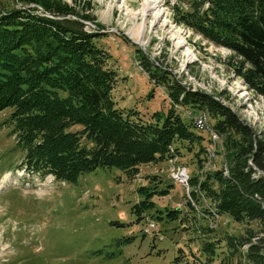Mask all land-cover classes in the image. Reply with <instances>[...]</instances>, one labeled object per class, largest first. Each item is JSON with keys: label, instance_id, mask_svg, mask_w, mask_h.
<instances>
[{"label": "rangeland", "instance_id": "374dc122", "mask_svg": "<svg viewBox=\"0 0 264 264\" xmlns=\"http://www.w3.org/2000/svg\"><path fill=\"white\" fill-rule=\"evenodd\" d=\"M60 1L88 16L67 18L79 20L88 33H98L94 43L105 51L106 64L115 73L112 98L116 106L151 122L163 118L172 106L191 130L202 134L205 154L197 155V145L189 147L182 141L176 144L178 152L140 164L134 174L98 167L80 174L76 182H63L22 166L25 151L7 122L12 109L0 111V264H179L174 262L177 254L186 264H252L245 256L247 247L233 248L228 241L247 236V228L257 229V224L219 214L200 190L208 171L221 170L229 176L227 133L215 128L208 110L173 102L166 82L149 79L141 61L144 57L159 67L170 82L210 96L242 128L264 136V95L249 86L243 70H237L240 58L231 48L176 23V0H157L154 9L147 8V0ZM30 6L56 18L34 3L0 0V11ZM180 7L190 9L188 3ZM201 112L204 125L215 136L208 143V133L190 124V117ZM81 143L91 145L84 137ZM180 168L186 175L185 189L171 178ZM192 177L197 179L194 184ZM146 184L169 190L152 197L160 212L149 210L138 218L131 207L140 198L137 188ZM170 208H178L176 219L166 216ZM150 223L154 226L149 227ZM127 237L132 238L125 241ZM204 241L214 243V254L202 251ZM178 247L182 251L177 252Z\"/></svg>", "mask_w": 264, "mask_h": 264}, {"label": "trees", "instance_id": "16d2710c", "mask_svg": "<svg viewBox=\"0 0 264 264\" xmlns=\"http://www.w3.org/2000/svg\"><path fill=\"white\" fill-rule=\"evenodd\" d=\"M19 1L37 4L56 17L42 15L34 6L0 11V111L12 109L7 122L25 151L22 166L29 172L64 182H76L80 174L98 167H116L130 175L140 164L178 152L176 144L182 141L197 145V155L205 154L202 134L191 130L172 106L155 122L116 106L115 73L106 64L105 51L94 43L98 33H88L79 20L66 17L87 15L60 0ZM182 3L190 9L183 10ZM173 11L176 23L231 48L240 58L237 70H243L249 86L264 95V0H176ZM141 58L149 79L166 82L173 102L208 110L215 128L227 133L229 176L208 171L200 190L219 214L257 224V229L247 228V236L229 238L228 245L243 244L248 261L264 264V136L242 128L210 96L186 90L175 80L171 83L164 71ZM74 125L82 128L71 130ZM82 137L91 145L82 144ZM196 180L192 177L191 183ZM168 190L139 186L140 198L132 211L138 218L149 210L160 212L152 197ZM176 209H167L168 219H176ZM202 251L214 254V243L204 241ZM174 262L186 264L178 254Z\"/></svg>", "mask_w": 264, "mask_h": 264}, {"label": "built area", "instance_id": "2783aa9c", "mask_svg": "<svg viewBox=\"0 0 264 264\" xmlns=\"http://www.w3.org/2000/svg\"><path fill=\"white\" fill-rule=\"evenodd\" d=\"M191 116V115H190ZM191 123L195 124L196 126H198L201 130L206 131L208 133L209 139L211 140L212 138H214V136H211L208 130V125H203V112L201 113H197L194 117H190ZM172 148L173 146L170 145ZM174 149V148H173ZM185 166H182L181 168L183 169ZM181 168L176 172V174H172L171 178L179 181V183H181V185L184 187L185 189V179H186V175H184V171H181ZM154 224L150 223L149 227H153ZM148 229H146L147 231Z\"/></svg>", "mask_w": 264, "mask_h": 264}, {"label": "bare ground", "instance_id": "6f19581e", "mask_svg": "<svg viewBox=\"0 0 264 264\" xmlns=\"http://www.w3.org/2000/svg\"><path fill=\"white\" fill-rule=\"evenodd\" d=\"M147 8L148 9H154V8H157V0H147ZM141 27H140V29H138V31H137V36H138V39L140 38V35H141ZM203 125H204V114H203ZM195 127H197L198 129H200L198 126H196L195 125ZM208 130H209V125H208ZM212 132H213V130H212ZM209 133H210V135H211V132H210V130H209ZM214 134V133H213ZM212 136V135H211ZM215 137V136H214ZM211 141H212V139H211ZM185 168V167H184ZM184 175H185V172H184ZM173 179V178H172ZM173 180H175V179H173ZM179 182V181H178ZM185 188H186V179H185Z\"/></svg>", "mask_w": 264, "mask_h": 264}]
</instances>
